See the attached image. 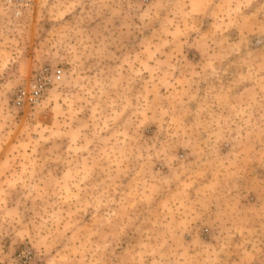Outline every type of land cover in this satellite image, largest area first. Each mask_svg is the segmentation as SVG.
<instances>
[{"label": "rangeland", "instance_id": "1", "mask_svg": "<svg viewBox=\"0 0 264 264\" xmlns=\"http://www.w3.org/2000/svg\"><path fill=\"white\" fill-rule=\"evenodd\" d=\"M0 264H264V0H0Z\"/></svg>", "mask_w": 264, "mask_h": 264}, {"label": "built area", "instance_id": "2", "mask_svg": "<svg viewBox=\"0 0 264 264\" xmlns=\"http://www.w3.org/2000/svg\"><path fill=\"white\" fill-rule=\"evenodd\" d=\"M17 1H20V0H6V2H9V3H15ZM21 1H23V0H21ZM21 94L23 95L24 92H21Z\"/></svg>", "mask_w": 264, "mask_h": 264}]
</instances>
